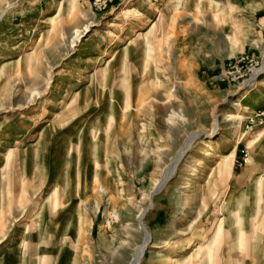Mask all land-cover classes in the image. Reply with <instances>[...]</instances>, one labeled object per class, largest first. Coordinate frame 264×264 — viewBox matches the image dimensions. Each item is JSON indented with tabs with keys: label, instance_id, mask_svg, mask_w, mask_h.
I'll return each mask as SVG.
<instances>
[{
	"label": "rangeland",
	"instance_id": "1",
	"mask_svg": "<svg viewBox=\"0 0 264 264\" xmlns=\"http://www.w3.org/2000/svg\"><path fill=\"white\" fill-rule=\"evenodd\" d=\"M146 236L139 264H264V0H0V264Z\"/></svg>",
	"mask_w": 264,
	"mask_h": 264
},
{
	"label": "bare ground",
	"instance_id": "2",
	"mask_svg": "<svg viewBox=\"0 0 264 264\" xmlns=\"http://www.w3.org/2000/svg\"><path fill=\"white\" fill-rule=\"evenodd\" d=\"M87 29H88V26L85 27V30H87ZM80 34H81L80 30L76 29L75 30V38L79 39L80 38ZM122 68H121V70H122ZM258 73H260V71H257L255 74L257 75ZM248 109L249 108L247 106H244V105L240 104V108L238 109V112L236 114H227V115L224 116V119L230 120L232 118H239L240 119L239 123H241L242 119H244L243 115H244V113L247 112ZM238 135H239V133L236 134L235 137H237ZM195 138H196V136L195 137H191L190 140L184 145V147H182V149L180 150L179 155H178L179 159L185 154V152L188 150V148L190 147V144L192 143V141ZM219 147H221V144H220V142L218 140H211L210 142H204L203 155L204 156H211L213 154V152H215L217 149H219ZM179 159H177V160L179 161ZM205 164H206V161L204 160V158L202 156L200 158L199 157L198 158H193V161H192V163L189 164V166L194 171L195 169H198V167L204 166ZM175 168H176V166H173L172 169L169 171V173L166 175L168 178L174 173ZM167 177L164 179V181L166 179H168ZM197 179H199V174H194V176L190 179V181H188V183H187L188 186H191L192 183H194ZM162 184H163L162 180L157 179L155 181V183H154L155 189L160 188L162 186ZM185 204L189 205V201L187 200L185 202ZM142 216H143V213H142L140 218H142ZM148 240H149V236H146L144 245L140 246L137 249V251L134 254V258H133L131 264H139V261L142 258V255H143V252H144V249H145V245L147 244ZM176 264H180V263L178 262Z\"/></svg>",
	"mask_w": 264,
	"mask_h": 264
},
{
	"label": "built area",
	"instance_id": "3",
	"mask_svg": "<svg viewBox=\"0 0 264 264\" xmlns=\"http://www.w3.org/2000/svg\"><path fill=\"white\" fill-rule=\"evenodd\" d=\"M104 5H105V3H104ZM104 5H103V7H104Z\"/></svg>",
	"mask_w": 264,
	"mask_h": 264
},
{
	"label": "crops",
	"instance_id": "4",
	"mask_svg": "<svg viewBox=\"0 0 264 264\" xmlns=\"http://www.w3.org/2000/svg\"><path fill=\"white\" fill-rule=\"evenodd\" d=\"M235 147V146H234Z\"/></svg>",
	"mask_w": 264,
	"mask_h": 264
}]
</instances>
